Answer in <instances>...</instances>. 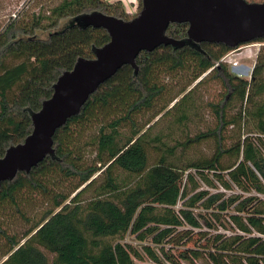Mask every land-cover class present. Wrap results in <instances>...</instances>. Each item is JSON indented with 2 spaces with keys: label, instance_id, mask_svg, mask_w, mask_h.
<instances>
[{
  "label": "trees",
  "instance_id": "1",
  "mask_svg": "<svg viewBox=\"0 0 264 264\" xmlns=\"http://www.w3.org/2000/svg\"><path fill=\"white\" fill-rule=\"evenodd\" d=\"M141 7L139 0L130 17L121 0H64L48 15L3 26L0 158L31 134V115L52 97L59 76L78 59H94L110 41L104 28H85L76 19L99 12L130 21ZM188 29L173 23L167 36L187 41ZM232 50L209 42L161 46L138 56L137 75L126 65L100 86L80 115L57 130L54 154L0 187V264H264V46L250 80L223 64ZM190 67L196 84L140 125L138 116L166 95L161 75ZM209 81L226 94L207 105L214 126L191 135L190 126L201 121L199 88ZM89 122H97L100 133L80 146ZM163 122L167 131L154 134ZM179 129L183 141L174 139ZM209 141L215 144L209 159L185 164L177 155ZM33 201L45 207L29 218L23 209ZM16 216L30 222L22 233L9 231ZM127 236L141 247L124 243Z\"/></svg>",
  "mask_w": 264,
  "mask_h": 264
},
{
  "label": "water",
  "instance_id": "2",
  "mask_svg": "<svg viewBox=\"0 0 264 264\" xmlns=\"http://www.w3.org/2000/svg\"><path fill=\"white\" fill-rule=\"evenodd\" d=\"M141 1L140 13L130 21L99 12L76 19L85 28H104L110 41L96 50L94 59H78L70 72L59 76L52 97L42 103L39 112L31 115V134L22 144L8 148L0 158V187L52 156L57 130L80 115L91 95L122 67L131 66L137 75L136 59L142 52L152 53L161 46L181 48L187 42L225 44L237 49L264 39V1ZM173 23L189 25L187 41L167 36Z\"/></svg>",
  "mask_w": 264,
  "mask_h": 264
},
{
  "label": "rangeland",
  "instance_id": "3",
  "mask_svg": "<svg viewBox=\"0 0 264 264\" xmlns=\"http://www.w3.org/2000/svg\"><path fill=\"white\" fill-rule=\"evenodd\" d=\"M64 0H0V32L3 29V26L8 23L11 19H27L30 18L32 15L37 14H47L57 4H60ZM114 3L115 1L120 0H107V2ZM131 0H121V3L124 7V9L127 11L128 15L130 17H134L135 15H131V13H136L138 11L139 6V0H132L135 1L134 4H131ZM253 1H263V0H253ZM136 8V9H135ZM70 22L69 20H66L62 23L61 28L68 25ZM39 35L40 38L45 39L48 36V33H43L38 31L37 36ZM260 45L261 42L257 43H251V44H245L243 46H240L238 49H234L227 53L224 56V59L222 60L223 64H226L229 71L239 77H243L245 79L250 80L252 75V69L257 61V55L260 51ZM192 73L193 70L190 67L182 70L180 72H175L173 74L167 75H161L162 82L166 85L167 91L166 95L163 99H161L157 105L155 110L150 111L149 113L140 114L138 116V122L140 125L146 124L151 117L154 115V112L158 109H160L163 105H165L170 99L174 98L177 95H180L182 90L184 89H190V87H193L196 82H190L192 79ZM207 76H203V78H206ZM199 81V80H198ZM186 85L188 87H186ZM186 87V88H185ZM186 89V90H187ZM199 96H200V102L202 105V112H201V121L192 124L190 126L191 128V135H195L202 131H207L209 128H212L215 124L214 114L212 110H210L209 107H207L208 103H217L219 102L226 94V92L221 88L220 85L215 83L214 81H209L207 85L202 86L199 88ZM168 121V120H167ZM166 121V122H167ZM165 122L159 124L154 131V134H157L159 130L165 127ZM100 125L97 122H89L87 126H84L83 130V136L80 137V146H82L84 143L87 142H94L96 137H98L100 133ZM164 131H167L164 128ZM121 133H127L130 134V130L128 128L121 129ZM174 139L183 141L186 139L185 135L182 134L181 129L177 131L174 135ZM170 145H174L175 142H171L169 140ZM94 148V147H93ZM215 150V144L213 142L209 141L206 143H202L200 145L192 146V148L183 151L182 149L177 150V155L182 157V162L186 164V161H199L203 158H210L211 155L214 153ZM91 150L88 149V153H90ZM154 158L156 159L155 153H152L151 162L153 164ZM88 163H90L89 157L85 158ZM70 183L63 182L62 183V189L63 191L67 192L70 190ZM45 207L43 201H36V202H29L26 204V208L23 210L27 212L28 217L31 218L36 214L37 211H41ZM9 231L16 232V233H22L26 230V228L30 225V222H24L19 217L10 218L8 222ZM124 243H128L133 245L136 248L141 247L139 242L135 241V237L133 236H127ZM2 244V241L0 240V245ZM47 254V253H46ZM49 260L53 258V255L47 254ZM138 264H154L153 262L149 261L148 259H145L143 262H138Z\"/></svg>",
  "mask_w": 264,
  "mask_h": 264
},
{
  "label": "built area",
  "instance_id": "4",
  "mask_svg": "<svg viewBox=\"0 0 264 264\" xmlns=\"http://www.w3.org/2000/svg\"><path fill=\"white\" fill-rule=\"evenodd\" d=\"M130 2H131V4H134L135 1H130ZM135 9H136V8H135ZM136 13H137V12H136ZM136 13H131V12H130L131 15H136ZM263 46H264V43H261V45H260V49H261ZM252 70H253V69H252Z\"/></svg>",
  "mask_w": 264,
  "mask_h": 264
},
{
  "label": "bare ground",
  "instance_id": "5",
  "mask_svg": "<svg viewBox=\"0 0 264 264\" xmlns=\"http://www.w3.org/2000/svg\"><path fill=\"white\" fill-rule=\"evenodd\" d=\"M132 1V0H131Z\"/></svg>",
  "mask_w": 264,
  "mask_h": 264
}]
</instances>
